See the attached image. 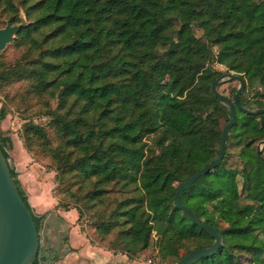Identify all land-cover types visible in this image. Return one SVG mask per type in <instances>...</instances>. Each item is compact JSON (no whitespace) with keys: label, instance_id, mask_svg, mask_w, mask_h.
I'll list each match as a JSON object with an SVG mask.
<instances>
[{"label":"trees","instance_id":"trees-1","mask_svg":"<svg viewBox=\"0 0 264 264\" xmlns=\"http://www.w3.org/2000/svg\"><path fill=\"white\" fill-rule=\"evenodd\" d=\"M21 11L28 23L10 46L22 54L0 57L5 157L13 139L1 123L16 105L25 148L56 173V209L76 210L93 246L175 264L213 245L175 193L217 159L232 118L212 91L217 65L244 78V107L264 108V0H0L12 25ZM15 83L20 95L7 91ZM236 111L222 162L181 195L223 237L193 264H264V114Z\"/></svg>","mask_w":264,"mask_h":264},{"label":"water","instance_id":"water-1","mask_svg":"<svg viewBox=\"0 0 264 264\" xmlns=\"http://www.w3.org/2000/svg\"><path fill=\"white\" fill-rule=\"evenodd\" d=\"M21 20V24L12 25L8 22L5 27L0 28V56L7 45L13 42L17 32L26 24L23 16ZM230 81L239 82V87L233 98L225 95L219 89L220 85ZM245 88L246 82L243 77L226 70H221V75L212 83L213 94L227 107L232 118L223 129L219 156L178 187L174 205L184 211L195 224L209 233L215 241L209 247L193 249L175 264H193L203 256L216 253L222 244L223 237L220 231L215 226L199 220L195 212L182 203L181 195L198 178L218 167L222 162L225 156L228 134L236 123V106L248 114H264V108L249 109L240 103V96L244 93ZM263 146L264 139L257 145V154L264 161ZM12 167L10 160L5 157L0 148V264H34L40 249L44 245L40 237L39 217L33 215L26 205L19 186L12 175ZM59 220L63 221V218L60 217Z\"/></svg>","mask_w":264,"mask_h":264},{"label":"crops","instance_id":"crops-1","mask_svg":"<svg viewBox=\"0 0 264 264\" xmlns=\"http://www.w3.org/2000/svg\"><path fill=\"white\" fill-rule=\"evenodd\" d=\"M29 160L31 161L27 165H23L24 168L20 162H16V166L31 206L38 215H50V220L54 224L60 217L63 218L69 228L70 241L66 247V255L58 264H135V261L130 260L126 255L93 247L85 237H81L79 225L76 224L77 211L55 210L57 199L53 195L54 186L49 187L50 183L47 182L46 178L49 173L44 168L43 171H39L41 166L30 165L33 160L32 158ZM28 165L30 166L27 167ZM93 248L109 253H105L104 257H97L98 252L94 251Z\"/></svg>","mask_w":264,"mask_h":264},{"label":"rangeland","instance_id":"rangeland-1","mask_svg":"<svg viewBox=\"0 0 264 264\" xmlns=\"http://www.w3.org/2000/svg\"><path fill=\"white\" fill-rule=\"evenodd\" d=\"M22 16L25 18L26 24H27L28 20H27L26 15L23 11H21L20 19ZM0 21H1L0 28L5 27L7 25V23L10 22L8 20H6L7 21L6 22L5 17H1ZM21 22H22V20H21ZM21 22L19 24H21ZM5 23H6V25H5ZM198 33L200 34V32H198ZM11 43H13V42H11ZM11 43H9L7 45V47L2 51V54H5V58L8 61L16 60V58H18L22 54L21 50H17L15 48H13L12 46H10ZM2 54H1V56H2ZM217 67L220 68L221 70H226V67H224L223 65H217ZM22 87H23L22 83H15V84H12L10 87H8L7 91L10 95H20V93H22V91H23ZM238 87H239L238 81H230L228 83L220 85L219 89L222 93L229 96V95H232L233 90L238 89ZM1 102H2V97L0 94V106H1ZM23 107H25V106H23ZM31 109H33V110H32V114H31L30 118L35 123L45 125L48 122V117L44 116L40 112V107L34 108V106H32L30 108V110ZM25 121L26 120L24 118V115L22 114V112L20 110H18V108H16V105H15V106H12L10 114L1 123L2 130L5 131L7 134H9L13 139V147L9 150V153H10V159L9 160L11 162V165L13 167H15L17 169V171H18V168L16 166V162H20V165L22 166V168H24L23 165H27L29 163V161H31V160H29L31 158L33 161L31 162L30 165H34L36 167L37 166L39 167V165H40V163H38L37 161L34 160V157L31 156V154L27 151V149L24 146L21 131H22V126H23ZM263 151H264V146H263ZM30 165H28L27 167H29ZM40 166L42 169L40 168L39 171H43V168H44L47 171V173H49V175L46 177L47 182L50 183V184L48 183L50 185L49 187H52V186L55 187V174H56L55 171L48 170L45 167H43L42 165H40ZM19 179H20V177H19ZM20 181H21V179H20ZM21 183H22V181H21ZM23 187H24V185H23ZM51 199H52V197H51ZM55 210L57 211L58 209H55ZM34 212L36 214H38L36 212V210H34ZM81 225L83 227V230L81 229ZM81 225H79L80 234H81L80 236L85 237L89 241V243L92 245V242H90V240L95 242L94 240L97 239L95 237V234H91L92 231H90V228L87 225V223L82 222ZM93 247H95V246H93ZM93 250L98 252L97 257H104L105 253L106 254L109 253L105 250H100L98 248L97 249L93 248ZM134 261H135V264H160V263H158V261H156L152 257H142L140 259H135ZM172 261H173V259H170L166 263H163V264L171 263Z\"/></svg>","mask_w":264,"mask_h":264},{"label":"flooded vegetation","instance_id":"flooded-vegetation-1","mask_svg":"<svg viewBox=\"0 0 264 264\" xmlns=\"http://www.w3.org/2000/svg\"><path fill=\"white\" fill-rule=\"evenodd\" d=\"M49 216L38 219L44 245L39 252L42 257L38 256L34 264H58L66 255V247L70 241L69 228L64 220L52 223Z\"/></svg>","mask_w":264,"mask_h":264}]
</instances>
